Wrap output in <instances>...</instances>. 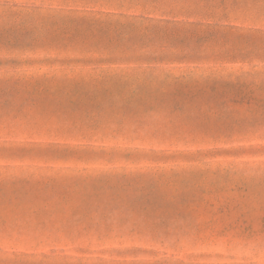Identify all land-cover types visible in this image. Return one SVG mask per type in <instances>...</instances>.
Returning <instances> with one entry per match:
<instances>
[{
	"label": "rangeland",
	"instance_id": "rangeland-1",
	"mask_svg": "<svg viewBox=\"0 0 264 264\" xmlns=\"http://www.w3.org/2000/svg\"><path fill=\"white\" fill-rule=\"evenodd\" d=\"M0 264H264V0H0Z\"/></svg>",
	"mask_w": 264,
	"mask_h": 264
}]
</instances>
